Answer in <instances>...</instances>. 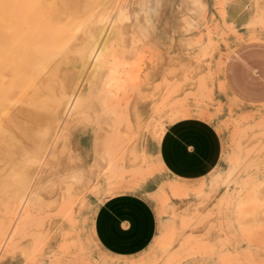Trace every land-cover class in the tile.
<instances>
[{
    "label": "rangeland",
    "instance_id": "obj_1",
    "mask_svg": "<svg viewBox=\"0 0 264 264\" xmlns=\"http://www.w3.org/2000/svg\"><path fill=\"white\" fill-rule=\"evenodd\" d=\"M66 6L79 11L56 53L46 37L0 59V264H264V0ZM180 118L216 135L200 177L156 155ZM125 191L147 198L155 232L120 256L92 222Z\"/></svg>",
    "mask_w": 264,
    "mask_h": 264
},
{
    "label": "crops",
    "instance_id": "obj_2",
    "mask_svg": "<svg viewBox=\"0 0 264 264\" xmlns=\"http://www.w3.org/2000/svg\"><path fill=\"white\" fill-rule=\"evenodd\" d=\"M215 136L208 123L196 118H180L162 134L156 155L175 175L200 177L212 167L217 157ZM92 231L107 253L131 255L142 250L153 237L155 215L141 193H114L97 205Z\"/></svg>",
    "mask_w": 264,
    "mask_h": 264
},
{
    "label": "bare ground",
    "instance_id": "obj_3",
    "mask_svg": "<svg viewBox=\"0 0 264 264\" xmlns=\"http://www.w3.org/2000/svg\"><path fill=\"white\" fill-rule=\"evenodd\" d=\"M66 3L67 0H0V59L4 61L6 57L15 59L23 55L29 57L44 43L47 45L46 37L48 56L56 53L63 34L75 21L79 11L77 7H69L73 11L67 10L70 4L66 6ZM44 25L48 26V36H42ZM38 28L40 30L35 31ZM59 64L52 73L59 70Z\"/></svg>",
    "mask_w": 264,
    "mask_h": 264
}]
</instances>
